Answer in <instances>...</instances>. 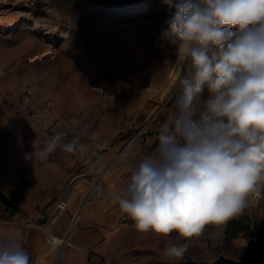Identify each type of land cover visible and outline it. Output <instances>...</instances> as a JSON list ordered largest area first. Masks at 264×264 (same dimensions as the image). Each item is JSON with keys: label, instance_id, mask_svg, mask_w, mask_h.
<instances>
[{"label": "crops", "instance_id": "0c3cea01", "mask_svg": "<svg viewBox=\"0 0 264 264\" xmlns=\"http://www.w3.org/2000/svg\"><path fill=\"white\" fill-rule=\"evenodd\" d=\"M74 10L70 14L73 20L58 25L62 35L51 33L44 38L42 34L46 30L41 33L42 28H38L41 33L38 34L33 31V25L19 21L15 27H6L12 29L13 37H0V239L9 236L17 239L30 253L33 264L46 237L39 224L47 220L70 180L79 173H94L109 163L104 193L92 198L83 208L59 249L57 264H98L104 256L114 257L119 264H164L163 249L167 243L177 242L178 234L164 237L138 231L134 221L120 210L117 197L130 180L129 165L136 164L150 148L156 149L152 145L155 133L146 134L142 145L134 140L123 145L132 135L126 137L124 133L136 126L139 116L148 112L142 110L143 106H152L156 98L146 91L154 86L129 81L135 70L127 69V64L137 71L143 68V61L137 46L133 51L124 49L123 43L134 41L141 32L150 36L153 45L147 62L152 71L147 79L161 83L172 56V45L160 37V32L167 28V18L158 19L152 13L127 21L117 20L127 23L133 33H115L107 39L106 18L99 11L94 18L97 31L87 36L84 25L91 15L89 8ZM122 26L119 25L120 31ZM54 27V23L47 24V29ZM107 40L113 49L108 54ZM110 57L115 62L109 63ZM94 77L104 82L110 98L103 99L88 88ZM27 89L30 108L52 101L38 129L28 114L12 103ZM73 119L79 123L73 125ZM73 129L75 133L70 139L79 136L88 143L86 155L58 150L44 162L25 158L36 138L42 147L57 132L66 134ZM92 132L96 139L90 141L88 135ZM24 171L28 173L26 180L22 179ZM77 201L50 223L54 233L65 232ZM246 208L251 210L249 202ZM224 227L225 224L207 225L182 260L169 264L197 258L212 260L217 247L208 249L206 244L212 236L218 238Z\"/></svg>", "mask_w": 264, "mask_h": 264}, {"label": "clouds", "instance_id": "9594fccd", "mask_svg": "<svg viewBox=\"0 0 264 264\" xmlns=\"http://www.w3.org/2000/svg\"><path fill=\"white\" fill-rule=\"evenodd\" d=\"M163 2L169 18L161 37L183 69L175 111L160 125L155 155L129 165L117 202L138 231L178 234L163 249L169 264L182 260L207 225L239 217L264 182V0ZM65 137L57 132L42 147L36 138L25 158L87 154L81 137ZM0 264H31L30 253L14 237L0 239Z\"/></svg>", "mask_w": 264, "mask_h": 264}, {"label": "rangeland", "instance_id": "374dc122", "mask_svg": "<svg viewBox=\"0 0 264 264\" xmlns=\"http://www.w3.org/2000/svg\"><path fill=\"white\" fill-rule=\"evenodd\" d=\"M104 1H108L109 5H101L90 0H0V37H13L12 29L6 27H11L10 24L13 23L18 24L19 21L25 22V24L30 23L33 25V31L38 34L44 33L46 30V32L42 34L44 38L49 37L51 33H54L55 35H62L63 32L58 29V25H63L65 22L68 23V19L73 20L70 14L75 11L74 9L81 7L89 8L91 13L89 19L85 21L84 33L89 36V34L92 35L97 31V22L96 19L94 21V18H97L99 11L100 16L103 15L106 18L105 31L107 39H109V37H114L115 33L122 35H130L133 33V29L131 30V28L127 26V23L123 24L117 20L122 21L123 19L134 18L140 14L151 15L152 13H154V17L158 19H168L169 17V10L167 5L164 4L163 0H141L136 3L128 2L127 4H123L121 0ZM5 14L8 16L5 17ZM9 16H11V18ZM167 19H165V21ZM48 23H54L55 27L53 29H47ZM119 25H123L121 31L119 30ZM38 28H42V30H40L41 33L38 32ZM150 39L151 38L148 34L141 32L136 36L134 41H126L123 43L124 49L133 51L137 46V50L140 51L143 61V68H138L139 70L137 69V71L135 68H131L132 64H127V69L135 70L133 71L129 81L132 83H139L140 85L145 84L149 87L154 86L155 88H147L148 90L146 91L147 93L148 91H150V93L152 92L154 97H156L152 102V106H150L151 104H145L146 106H143L142 110L147 109L148 112H144L141 116H139L136 126L127 130L124 133V136L127 137L136 131H141L142 139L140 140V144L142 145L145 141L146 134L155 133L154 138L152 139V145L156 147L158 142L157 135L159 133L161 123L167 119H170L175 111L174 97L178 92V84L173 90H171V88L166 89L165 87L169 79V72L171 71L173 63L176 60L177 53L175 46L168 45V47H172V56L170 57L168 67H166L167 75L161 83H156V80L153 78L147 79L148 73H151L152 71V67L147 62L148 56L151 55L149 54L151 53L149 49L153 45ZM110 43L111 42L107 40V54L113 50L111 49L112 47H110ZM108 59L109 63L115 62L113 57ZM207 96L208 93L207 90H205V92L202 94V99H206ZM150 116L152 117L151 120H149ZM147 120H149L148 124H146ZM118 151H120V149ZM260 206L262 211H264V195H262L260 199ZM250 216L252 220L258 221L260 224L264 225V216L260 215L258 208L254 209ZM220 252L235 258H248L254 255H264V246L261 244L240 245L236 244L233 238H228L222 241L221 247H217L213 250V258H215ZM192 261H206L212 264L211 260H204L201 258H197L196 260Z\"/></svg>", "mask_w": 264, "mask_h": 264}, {"label": "built area", "instance_id": "2783aa9c", "mask_svg": "<svg viewBox=\"0 0 264 264\" xmlns=\"http://www.w3.org/2000/svg\"><path fill=\"white\" fill-rule=\"evenodd\" d=\"M88 88L93 92L99 94L103 99L110 98V94L107 92L104 82L99 77H94L88 83ZM29 93L30 90L27 89L24 93L15 97L12 100V103L15 107L25 111L30 117L32 123L35 125V129H38L42 124L44 117L48 114L49 110L51 109L52 101L46 100L41 106L36 108H30ZM151 119L152 117L150 116L149 120ZM149 120H147L146 124L149 123ZM72 133H75L74 129L71 132L66 133V137H65L66 140H69L72 137ZM141 139H142L141 131H136L129 137V139L126 141L124 146L133 140L140 143ZM29 150L32 151V145L29 147ZM147 155H155V149L149 150L147 152ZM50 157L52 158L53 155H51ZM108 165L109 163L104 167H102L100 170L91 174L79 173L70 180L65 191L56 200L53 210L49 215V217L47 218V220L39 224V227L45 233L46 237L41 252L33 264H38L43 261L46 264H57L59 249L66 242L67 233L69 232V230L72 228L74 224L78 222L83 208L89 203V201L92 198L98 197L104 193L105 191L104 179L106 172L108 170ZM27 178H28V173L24 171L22 173V179L26 180ZM262 195H264V182H262L259 185L258 190L252 193L248 198L249 209L251 210L248 211L246 208V211L248 212L249 215L252 214L254 209L258 208L260 215L264 216V211H262V208L260 206V199ZM76 199L78 201L76 202L75 207L71 212L69 223L65 229V232L63 234L54 233L49 227L50 223L55 220L59 212L67 209L70 206V204ZM251 230L252 228L245 231H240L237 234V236L234 238L236 244H240V245L261 244L262 246H264V242L256 243L253 240V238L250 236ZM209 234L212 235L211 232ZM53 235H56L58 240H56ZM223 237H224V232L221 233L218 238L215 237L213 238L212 236L210 241L206 244V247L208 249L220 247L222 244ZM98 264H119V263L112 256H104Z\"/></svg>", "mask_w": 264, "mask_h": 264}, {"label": "trees", "instance_id": "16d2710c", "mask_svg": "<svg viewBox=\"0 0 264 264\" xmlns=\"http://www.w3.org/2000/svg\"><path fill=\"white\" fill-rule=\"evenodd\" d=\"M123 1V0H121ZM141 0H135L131 1L132 3L139 2ZM130 3V2H129ZM146 15V14H145ZM144 14L138 15V17H145ZM128 19H123V21H127ZM252 228L250 232V236L253 238V240L256 243L264 242V225L260 224L258 221H254L251 219V216L248 214L246 209L244 212L236 218H233L232 220L228 221L225 223L224 227V237L222 239L226 240L228 238H235L237 234L240 231H245ZM180 264H210L208 262H195L192 260H186V261H181Z\"/></svg>", "mask_w": 264, "mask_h": 264}, {"label": "water", "instance_id": "95a60500", "mask_svg": "<svg viewBox=\"0 0 264 264\" xmlns=\"http://www.w3.org/2000/svg\"><path fill=\"white\" fill-rule=\"evenodd\" d=\"M101 5H109L108 1L104 0H90ZM135 0H123V4ZM212 264H264V255H254L248 258H235L224 254L223 252L218 253V255L211 260Z\"/></svg>", "mask_w": 264, "mask_h": 264}, {"label": "bare ground", "instance_id": "6f19581e", "mask_svg": "<svg viewBox=\"0 0 264 264\" xmlns=\"http://www.w3.org/2000/svg\"><path fill=\"white\" fill-rule=\"evenodd\" d=\"M10 25H11V27H15L17 25V23H13ZM176 60H177V57H176ZM176 60L173 63L171 71L169 72V79H168L167 85L165 87L166 89H170V88H171V90L175 89L177 87L178 81L182 75L183 69H182L181 65L176 62ZM168 92H170V91H168ZM50 234H53V233H50ZM53 236L56 240H58L56 235H53Z\"/></svg>", "mask_w": 264, "mask_h": 264}]
</instances>
